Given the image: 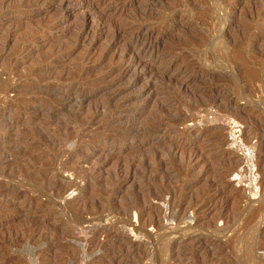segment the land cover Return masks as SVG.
Returning <instances> with one entry per match:
<instances>
[{
  "label": "rangeland",
  "instance_id": "374dc122",
  "mask_svg": "<svg viewBox=\"0 0 264 264\" xmlns=\"http://www.w3.org/2000/svg\"><path fill=\"white\" fill-rule=\"evenodd\" d=\"M248 249L264 264V0H0V264Z\"/></svg>",
  "mask_w": 264,
  "mask_h": 264
},
{
  "label": "bare ground",
  "instance_id": "6f19581e",
  "mask_svg": "<svg viewBox=\"0 0 264 264\" xmlns=\"http://www.w3.org/2000/svg\"><path fill=\"white\" fill-rule=\"evenodd\" d=\"M98 1H100V0H98ZM95 6V5H94ZM84 23V22H83ZM78 25V24H77ZM126 28V27H125ZM138 30V29H137ZM145 30V29H144ZM148 30V29H147ZM121 31V30H120ZM150 35H151V33L150 32H148V31H143L142 29L141 30H139V31H137L136 32V34L134 35V37H133V39H132V48L133 47H135L136 45H139L138 47L140 48V47H142V49H148V48H150V49H152L153 48V45H152V42H151V40H150ZM137 48V47H136ZM27 50V49H26ZM131 51V50H130ZM71 94V92H69L68 94H66V96L65 97H69V95ZM85 94V93H84ZM83 95V94H82ZM86 96V95H85ZM64 103H66V101H64ZM56 111H54L52 114L53 115H55V114H57L58 113V111H57V109H55ZM61 111V110H60ZM59 111V112H60ZM51 114V115H52ZM58 115V114H57ZM161 126V124H158V125H156V128H159ZM153 158L154 157H149V158H146V159H141L139 162L143 165V167H144V169L142 170L145 174H147V173H150V172H152V170H154V167H157V166H159V165H157V161L155 160V161H153ZM155 163V165H152V164H154ZM142 167V166H141ZM205 195V194H204ZM146 200L147 199H141L140 200V203H142V204H146ZM261 209V208H260ZM256 213H257V211H256ZM253 214H255V213H253ZM254 216V215H253ZM255 217H256V215H255ZM155 221H158V220H156L155 219ZM258 225V224H257ZM253 228L256 230L258 227L257 226H253ZM253 229V230H254ZM250 232H252V231H250ZM254 232V231H253ZM252 232V233H253ZM246 259L248 260V259H250V260H254V263H255V261H257L258 260V263L259 264H262V260L258 257L257 258V255H256V251L254 252H252V250L251 249H248V251H247V253H246ZM253 263V264H254ZM256 264V263H255Z\"/></svg>",
  "mask_w": 264,
  "mask_h": 264
}]
</instances>
